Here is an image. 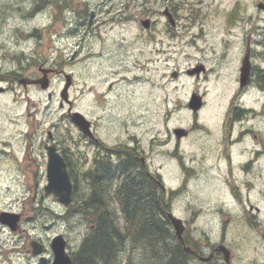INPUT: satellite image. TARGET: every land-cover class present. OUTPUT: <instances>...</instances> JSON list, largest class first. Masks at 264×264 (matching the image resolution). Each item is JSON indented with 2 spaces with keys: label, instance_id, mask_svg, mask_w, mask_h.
Returning a JSON list of instances; mask_svg holds the SVG:
<instances>
[{
  "label": "rangeland",
  "instance_id": "obj_1",
  "mask_svg": "<svg viewBox=\"0 0 264 264\" xmlns=\"http://www.w3.org/2000/svg\"><path fill=\"white\" fill-rule=\"evenodd\" d=\"M8 1L28 4V0ZM56 1L60 8L55 24L47 17L28 24L29 28L45 27L39 34L41 48H34L29 39L15 46L16 34L4 32L0 35V55H19L21 49L35 54L36 49L42 57L56 59L59 90L64 83L63 71L72 77L68 95L74 108L96 121L105 140L111 141L108 131L118 132L121 120L127 123L128 134H136L149 169L159 172L169 194L177 191L169 211L185 222L184 234L198 243L199 250L206 252L212 244L220 243L230 251L229 264H264V88L255 82L256 69L264 71V9L257 7L264 0ZM171 6L176 7L174 30L163 13ZM91 9L96 15L88 24ZM147 17L156 29L144 30L140 20ZM247 42L254 49V84L238 100L248 112L230 129L227 110L230 96L238 89ZM199 62L206 71L198 77L185 71ZM172 71H177V77L170 76ZM205 86L206 104L196 119L203 128L193 130L177 144L174 140L166 143L171 128L191 127L194 120L186 103L192 90L203 91ZM220 88L221 93L225 89L224 94ZM60 101L59 96V147L73 159L82 139L67 115L66 104L60 107ZM49 106L55 109L56 101ZM241 129L247 133L234 142ZM247 159L250 165L241 167ZM14 174L11 163H0V209L23 214L22 231L10 232L3 227L0 264H27V231L46 242V237L66 226L52 215L38 223L26 220L31 215L27 200L31 192ZM36 180L39 186L43 184L42 173ZM76 222L75 233L67 228L74 243L90 224L81 215L68 221L74 227ZM13 246L19 255H11L12 263L3 260L8 247ZM209 264L226 263L220 255Z\"/></svg>",
  "mask_w": 264,
  "mask_h": 264
},
{
  "label": "flooded vegetation",
  "instance_id": "obj_2",
  "mask_svg": "<svg viewBox=\"0 0 264 264\" xmlns=\"http://www.w3.org/2000/svg\"><path fill=\"white\" fill-rule=\"evenodd\" d=\"M175 8L176 7L173 8L171 6L165 7L164 9L170 13L173 19V24L170 25L172 30L177 27V18L173 11ZM91 13L93 14L92 16ZM58 14L59 3L56 0H28V4L19 3V1L11 4L8 0H6L5 3L0 2V35L2 36L4 32H14L16 34L14 40L15 46L22 43L24 39L27 41L29 39L35 43L34 48H41L42 39L39 34L42 33L45 27L38 28L34 25L29 28L28 24L33 19L47 17L50 24L53 25L59 19ZM95 15V10L91 9L88 15V24H92L95 20ZM73 21L75 22V19H73ZM152 28L156 29V27L153 26V21L150 19L148 27L144 28V30L150 31ZM52 33H55V29ZM2 40L4 43L5 39L2 38ZM262 46H264V43H262ZM2 48L3 46L0 44V50ZM21 50L19 55H9L7 57H5L7 55L6 53H1L0 55V163H11V171L13 174L15 173L14 175L18 179L20 185L25 186L26 190L31 192L27 199L31 203L29 206L31 215L28 214L25 217L26 220H34L38 223L43 219L42 217L52 215L62 226L66 225L61 231H57L50 237H46V242L38 234L32 236L31 232L27 231L26 234L29 244L28 249H26V252L29 253V256L26 258L27 264H31L32 259H35L34 264H37L41 257L45 258L46 264H53L54 254L51 242L56 236L62 237L65 252L70 257L72 264V256L75 252L76 243L72 242L73 237L69 230L75 233L79 222H76L74 227V225H70L68 221L70 218L69 213L71 212L72 205L75 206L76 198H73L72 203L65 207L59 204L54 194L46 192L48 151H54L58 155L59 151H61L69 176L70 173H72L76 177H84L85 175L90 177L88 181H92L91 185L83 182L81 187L77 186V188H81L82 195L89 194L92 188L100 183L98 181V174L100 172L110 169L111 174L108 184L109 190L111 191H113L117 185L121 184L128 172H132V174L137 172L140 174L144 173L145 183L148 184L144 186L145 190L148 192L153 191L157 195L162 190V192L164 191V193H167V195L166 193L163 194V199L167 198L170 189H161L160 181L164 185L161 175L158 171L149 169L145 151L140 140L137 138L136 134H128L127 123L124 120H121V123H119L117 127L118 132L113 133L111 130L108 131V136H111V141L109 139L105 140L102 137L100 128L96 121H93L94 119H89L91 130L90 137L85 136L76 127L79 132V138L82 139L79 140V146L82 147H78L73 153V159H71L68 152L59 147V94L62 91V88L59 90V63H57L56 59L42 57L41 52H38L36 49L35 54L27 51L25 52L23 49ZM253 50L251 44L247 42L245 44L244 56L248 54L251 60ZM196 64L197 65H193L185 71L187 72L191 68L197 67V71L187 73L198 77L201 73L206 71V68L201 62ZM62 73L64 74L63 71ZM253 84L254 69L251 65L250 80L248 83L242 88H240L238 84L235 95L233 96L232 94L230 96L226 118V122L230 124V129L233 125L237 123L240 124L241 120L248 112V109L242 107L238 103V100L246 89ZM222 90L223 89L220 88L219 92ZM220 93L219 95L224 94L225 89L224 92ZM191 94L199 95V102H201V107L197 111H192L188 108L194 120L191 127L185 128V134L180 138L175 137V127L171 128L167 133L166 143L170 140H174L175 144H177L182 138H186L193 130H200L203 128V125L196 119L198 113L206 104L208 90H206L205 86L203 91L199 89L192 90L189 98ZM42 97L46 100L45 102L42 101ZM53 101H56L55 109L49 106ZM188 101L186 103L187 107ZM63 103L64 102L61 100L60 107H62ZM68 108L67 106L66 111ZM71 109L77 110L74 108L73 101ZM242 130L243 129L239 130L235 135L236 139L234 142L238 141L240 136L247 133L246 130ZM231 140L232 139H230V141ZM88 149L90 150L89 153L87 152ZM250 161L249 159L245 160V162L241 164V167H248ZM40 173L44 176L41 186H39V180H36ZM29 177H34V183H30ZM22 178H24V180ZM146 178L150 179V181L148 182ZM151 179H153V181ZM179 189H183V186L180 185ZM172 200V198H169V206ZM112 204L117 206V200H114ZM59 205L62 211H59ZM94 206H96V204ZM1 212L17 215V223L15 227L11 229L7 224L0 222L2 226L0 227V238L1 233L3 234V227L7 228L10 232L22 231L20 230L23 218L22 212L0 209V213ZM74 215L76 214L74 213ZM33 227L36 228L37 224L33 225ZM92 228L93 224L90 222L89 228L86 231H90ZM179 242L182 244L183 248L187 245H196L197 248L200 249L197 245L198 243L193 242L184 233L183 242ZM219 244L220 243L212 244L206 251L207 254L201 250H199L200 253L195 250L201 255L199 259L197 257L198 255L191 254L193 260L198 259L200 264H209L220 255L223 257L222 252L217 248ZM34 248L39 250L37 254L33 253ZM7 251L6 258L3 260L12 263L13 260L11 259V255H19L16 253L17 249L15 246L11 249L8 247ZM208 256H210V258L207 260L201 258H206ZM230 256L231 254L229 255L228 263L225 262L223 258L226 264L230 263ZM22 257L21 255V258Z\"/></svg>",
  "mask_w": 264,
  "mask_h": 264
},
{
  "label": "trees",
  "instance_id": "obj_3",
  "mask_svg": "<svg viewBox=\"0 0 264 264\" xmlns=\"http://www.w3.org/2000/svg\"><path fill=\"white\" fill-rule=\"evenodd\" d=\"M255 75L256 84L264 88V71L256 69ZM110 171L100 172V183L89 194L83 195L85 206L79 211L93 228L75 250L72 264H196L166 218L169 198L174 193L163 199L162 191L158 195L146 191L145 175L138 172L135 175L128 172L121 184L111 191L108 184ZM70 177L73 198H77L81 188H77V177L72 173ZM88 178L85 175L84 182L91 185ZM114 200H117V206L112 204ZM164 238H167L166 242ZM192 248L199 252L196 245Z\"/></svg>",
  "mask_w": 264,
  "mask_h": 264
},
{
  "label": "water",
  "instance_id": "obj_4",
  "mask_svg": "<svg viewBox=\"0 0 264 264\" xmlns=\"http://www.w3.org/2000/svg\"><path fill=\"white\" fill-rule=\"evenodd\" d=\"M257 7L259 9H264V3L259 2L257 4ZM164 14L167 16L168 21L173 24V19L171 18L170 13L167 10H164ZM93 14L91 13V16ZM149 19H143L140 21L141 25L145 28L149 25ZM250 69H251V63L249 60L248 54H246L241 61L240 66V72H239V86L242 88L244 85H246L250 79ZM198 68L194 67L187 72L193 73L194 71H197ZM171 77L175 78L177 76V72L173 71L170 74ZM71 83V76L70 74H65V83L63 86V89L60 93V96L63 100L66 101V103L70 104V101L67 97V89ZM200 96L192 94L191 98L188 102V107L192 109V111H196L200 106L201 102H199ZM70 119L73 121L74 124H76L80 130L87 136L91 135L90 130V122L89 120L80 112L78 111H72L70 112V109H68ZM174 133L177 138L181 137L185 134V131L183 128H175ZM46 192L54 194L59 203L63 204L64 206H67L71 202V195H72V183L70 181L69 175L66 170L65 162L59 153L56 154L54 151H48V161H47V184H46ZM167 218L169 219L174 233L177 237V239L181 242H183V231H184V223L183 221L173 215L171 212H167ZM0 222L5 223L8 226H10L11 229H13L17 223V215H14L12 213L8 212H1L0 213ZM51 247L54 254L53 264H71L70 257L66 254L64 249V241L62 240L61 236H56L53 238L51 242ZM217 248L222 252L224 260L226 262L229 261V250L227 247L223 244H219ZM184 250L188 251L189 253H194L189 247L184 246ZM39 252L38 249L34 248L33 253L37 254ZM203 260H207L210 258V256L204 258L201 257ZM37 264H46L45 258L41 257L39 262Z\"/></svg>",
  "mask_w": 264,
  "mask_h": 264
},
{
  "label": "bare ground",
  "instance_id": "obj_5",
  "mask_svg": "<svg viewBox=\"0 0 264 264\" xmlns=\"http://www.w3.org/2000/svg\"><path fill=\"white\" fill-rule=\"evenodd\" d=\"M63 10V9H62ZM73 30V29H72ZM64 160V159H63ZM65 162V161H64ZM130 174H132V172H129ZM136 173H133L132 175H135ZM147 179V181L149 182L150 181V179H148V178H146ZM152 181H153V179H151ZM85 181V176L83 177V176H81V177H78L77 176V180H76V184H77V186H79V187H81L82 186V184H83V182ZM81 192V191H80ZM82 206H85V204H84V199H83V195H82V192H81V194H78V196H77V198H76V201H75V206L74 205H72V207H75V209L72 211V212H70L69 213V217L70 218H74L75 216H77V215H81V217L83 216L82 215V213H81V211H79V208L80 207H82ZM74 213L76 214V215H74ZM70 218H69V220H70ZM86 218V217H85ZM88 232H90V231H86V232H84L83 233V235L81 236V238H80V240L79 241H76L75 243V250L79 247V245H80V243L83 241V239H85V237L87 236V234H88ZM187 247H189L194 253H189L188 251V253L189 254H195V255H198L197 257L200 259V255L201 254H198L196 251H195V249H193L192 248V246H189V245H187ZM74 250V251H75ZM195 260H198V259H195ZM189 262V261H188ZM199 262V261H198ZM186 264H188V263H186Z\"/></svg>",
  "mask_w": 264,
  "mask_h": 264
}]
</instances>
